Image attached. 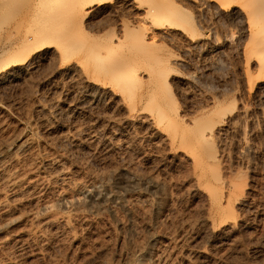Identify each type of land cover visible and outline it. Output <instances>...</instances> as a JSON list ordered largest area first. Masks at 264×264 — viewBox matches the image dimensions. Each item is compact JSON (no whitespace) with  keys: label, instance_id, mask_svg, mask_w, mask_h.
Here are the masks:
<instances>
[{"label":"rangeland","instance_id":"rangeland-1","mask_svg":"<svg viewBox=\"0 0 264 264\" xmlns=\"http://www.w3.org/2000/svg\"><path fill=\"white\" fill-rule=\"evenodd\" d=\"M189 7V32L200 44L187 48L180 39H161L154 49L181 60L169 66L175 73L166 72L172 97V107L170 101L167 106L182 122L197 117L206 98L217 92H229L225 104L234 99L235 107L246 105L248 116L239 120L245 139L228 131L210 140L219 159L212 163L221 176L219 197L223 205L229 203L234 218L222 221L214 213L204 178L177 142L141 119V106L128 114L95 97L92 106L62 115L51 128L37 119L42 113L25 93L42 95L52 88V79L38 72L28 92L0 87V99L16 101L18 107H6V120L34 142L35 168L26 174L23 193L27 202L14 216L40 212L36 220L22 217L9 224L2 215L0 264H264V123L259 117L264 100L259 91L241 93L236 38L226 44L221 39L234 30L226 14ZM111 13L105 17L111 22L88 17V34L97 29L102 34L110 25L116 29L121 14ZM75 124L89 133L72 138ZM50 157L61 164L58 171L45 163ZM229 183L245 186L243 201L229 197ZM50 216L67 222L42 228L39 221Z\"/></svg>","mask_w":264,"mask_h":264},{"label":"bare ground","instance_id":"bare-ground-1","mask_svg":"<svg viewBox=\"0 0 264 264\" xmlns=\"http://www.w3.org/2000/svg\"><path fill=\"white\" fill-rule=\"evenodd\" d=\"M176 1L182 6L175 0H0V87L12 85L28 92L36 73L40 72L44 80L52 79L50 93H25L33 96L42 113L37 119L50 128L62 115L85 105L92 106L95 97L114 103L128 114L141 106L142 115H137L151 121L170 141L177 142L190 158L193 169L204 178L214 213L226 221L234 217L229 203L223 205L222 196L219 197L222 191L218 192L216 183L219 184L221 176L212 165L213 162L217 165L219 159L210 140L228 131L239 138L247 137L239 121L248 116L246 105L235 107L234 99L225 104L224 93L229 92H217L206 98L205 108L200 109L197 117L182 122L167 106L171 103L169 107H172V97L168 93L170 77L167 79L166 72L172 69L174 72L169 66L180 64L181 60H171L172 56L167 58L154 47L157 40L175 41V38L187 48L198 46L200 39L193 38L187 25V20L192 18L186 20L193 11L187 12L185 8L189 5L197 12L205 7L221 10L234 28L221 39L226 44L236 38L241 93L250 96L259 91L264 100V0ZM111 10L121 15L128 12L130 16L115 18L119 20L116 29L110 25L102 34H97L98 29L95 34H88V17L104 23ZM143 87L147 93H143ZM139 90L143 92L137 93ZM15 104L16 101L10 104L8 99H0V218L7 216L5 224L22 217L36 220L40 215L29 209L14 216L27 202L23 197L28 183L26 174L35 168L33 139L21 135L4 116L6 107L18 108ZM259 117L264 123L263 106ZM88 133L77 124L70 130L72 138H82ZM7 147L13 149L5 152ZM46 161L54 170L60 169L56 158ZM227 186L229 197L239 203L245 186L239 183ZM66 222V218L50 216L41 219L39 225L57 227Z\"/></svg>","mask_w":264,"mask_h":264}]
</instances>
